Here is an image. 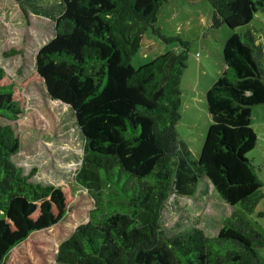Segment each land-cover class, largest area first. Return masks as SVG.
<instances>
[{
	"label": "trees",
	"instance_id": "1",
	"mask_svg": "<svg viewBox=\"0 0 264 264\" xmlns=\"http://www.w3.org/2000/svg\"><path fill=\"white\" fill-rule=\"evenodd\" d=\"M206 1L212 29L245 27L264 13V0ZM165 2L61 0L33 72L14 81L0 69V264H264V236L241 214L225 217L214 237L159 226L167 198L193 197L201 180L249 217L264 190L246 157L257 140L251 108L264 104L261 46L248 31L224 42L225 69L204 93L212 124L192 160L175 131L186 51L130 64ZM29 83L76 119L84 148L73 182L83 196L33 183L34 170L23 175L12 163L19 141L8 123L22 116ZM83 199L91 207L68 225Z\"/></svg>",
	"mask_w": 264,
	"mask_h": 264
},
{
	"label": "rangeland",
	"instance_id": "2",
	"mask_svg": "<svg viewBox=\"0 0 264 264\" xmlns=\"http://www.w3.org/2000/svg\"><path fill=\"white\" fill-rule=\"evenodd\" d=\"M0 0V69L4 76L22 81L34 70L37 51L53 37V24L62 12L61 0ZM212 8L206 0H166L160 6L153 29L142 36L140 47L130 64L137 69L167 52L186 51V67L179 80L180 120L175 126L178 140L197 159L212 124L206 110L204 93L221 75L225 66L222 47L232 34L249 32L264 53V13H256L251 22L233 30L224 25L211 28ZM154 30V31H153ZM14 53V54H13ZM264 70V57L262 60ZM25 106L22 116L8 124L12 127L19 149L11 158L13 165L27 175L34 170L33 183L61 188L74 196L84 191L73 182L81 164L84 139L68 106L47 98L41 84L29 83L22 91ZM249 129L257 140L246 157L257 168L264 185V104L250 112ZM89 200V199H88ZM83 206L72 215L74 221L83 218L91 207ZM241 214L258 223L264 232V190L256 215L241 213L238 206L224 204L206 180H201L193 197L171 194L162 207L159 226L167 235L190 228L200 229L205 236L214 237L225 217ZM260 218V219H259Z\"/></svg>",
	"mask_w": 264,
	"mask_h": 264
},
{
	"label": "crops",
	"instance_id": "3",
	"mask_svg": "<svg viewBox=\"0 0 264 264\" xmlns=\"http://www.w3.org/2000/svg\"><path fill=\"white\" fill-rule=\"evenodd\" d=\"M256 209H257V207H256ZM256 209H255V212L253 215H256ZM249 222L253 225V227L256 229L257 232H259L261 235L264 236V232L260 231V230H262V227L260 229V227L258 226V223L253 224L252 221H249ZM260 222L264 225V221L262 219H260ZM257 252H258V257L260 258V260H262L264 262V248L258 249Z\"/></svg>",
	"mask_w": 264,
	"mask_h": 264
},
{
	"label": "water",
	"instance_id": "4",
	"mask_svg": "<svg viewBox=\"0 0 264 264\" xmlns=\"http://www.w3.org/2000/svg\"><path fill=\"white\" fill-rule=\"evenodd\" d=\"M75 121H76V119H75Z\"/></svg>",
	"mask_w": 264,
	"mask_h": 264
}]
</instances>
